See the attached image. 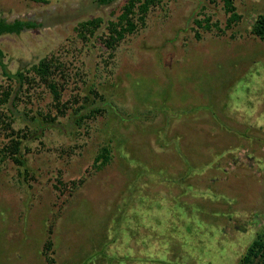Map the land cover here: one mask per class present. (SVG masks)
Listing matches in <instances>:
<instances>
[{
  "label": "rangeland",
  "instance_id": "rangeland-1",
  "mask_svg": "<svg viewBox=\"0 0 264 264\" xmlns=\"http://www.w3.org/2000/svg\"><path fill=\"white\" fill-rule=\"evenodd\" d=\"M129 1L0 0V18L43 23L0 36L9 70L54 59L56 78H66L68 107L64 114L53 108L56 123L27 143V183L12 160L0 166V264H49L43 252L49 238L54 264H82L113 203L129 195L133 168L151 171L138 196L146 217L154 216H147L150 195L154 205L160 198L165 216L172 209L165 218L161 209L164 220L156 226V233L178 228L172 241L182 245L169 247V264H238L264 225V40L253 33L264 0H234L241 19L231 27L222 0H155L145 24L110 47L104 40L109 24ZM93 18L102 23L84 39L78 25ZM207 18L217 26L196 23ZM8 83L0 67V85ZM38 83L23 110L54 106L48 87ZM89 98L107 104L76 124L74 108ZM3 119L1 145L13 128L29 125ZM104 147L111 149V162L96 170ZM156 174L183 181L165 183ZM83 177L85 183L70 190ZM186 184L192 192L184 196ZM136 214L137 206L126 224L109 226L116 234L121 226L116 250L127 252L132 238L149 237L147 226L129 233L134 221L142 226ZM145 248L159 253L152 243Z\"/></svg>",
  "mask_w": 264,
  "mask_h": 264
},
{
  "label": "trees",
  "instance_id": "trees-1",
  "mask_svg": "<svg viewBox=\"0 0 264 264\" xmlns=\"http://www.w3.org/2000/svg\"><path fill=\"white\" fill-rule=\"evenodd\" d=\"M114 1L116 0H97L99 5H108L113 3ZM222 1L224 3L226 12L230 16L227 20V26L231 27L232 24L241 19V15L237 12L234 0ZM154 4L155 0H130L128 4H126L124 11L120 15V17L116 21L110 22L108 27L109 35H107V38L104 39L105 43L110 47H114L117 43L123 40L128 33H133L136 30L138 23L145 24L146 14L148 13L150 6ZM101 23V18H93L81 21L78 25L77 30L81 32V35L84 39L92 38V36L95 34V30H97ZM196 23L205 29H211L213 26H217V24L212 25L209 22V18H207V22L205 24H203L202 20H196ZM42 26V22L37 23L35 21L21 19L8 21L6 18H0V36L7 34H21L25 30L37 29ZM253 33L260 39L264 40V12L259 14L253 27ZM5 56L6 54L4 50L0 47V67L2 69L4 77H6V79L9 81V83L6 85H0V106H5L4 109L0 108V122L3 123V118L5 117L8 118L12 123L18 119H21L24 122H28L29 125H27V129H25V126L18 129L12 127V133L8 135L10 137L9 142L4 145L0 144V166L4 162L12 160L20 170V176H22L21 179H23L24 183H27L29 181V179H27V175L29 176L28 161L26 158V149L28 147L27 143L31 139V136H42L47 126L51 127L56 123L59 115L53 114V108H55L62 114H64L66 112L65 110L68 109V107H66V103L63 101L64 90L66 88V78L63 77L64 82H59V80L56 78L54 69L57 65L52 58L44 57L38 62L31 64L30 66H26L25 68H20L12 72L9 70L7 63L5 62ZM38 82L45 84L53 97L52 106L53 104L54 106L51 108V111L47 112L41 109L38 112L34 113L31 110L28 111L25 108V110L21 108V106H23L25 102L26 106H28L27 101L32 103L33 98L35 97V91H37L35 89L37 88V86H40ZM34 84H37V86L34 87L35 89L32 88ZM250 86H252L251 83ZM103 99L99 101L96 99V101L92 102L89 98L85 103L74 108V122L76 124H80L84 122L86 118H91V115L92 117L95 116V114L97 116V114L104 109L103 104H107V102ZM227 129H230L228 124ZM237 134L241 135L242 133L238 132ZM111 155V149L109 147H104L103 149H101L99 154L96 156V170H100L106 167L111 162ZM125 163L126 165H131L128 157L125 158ZM131 171L132 175H130L131 178L129 179L128 183L130 184V189L128 191L129 195L125 194V196H123L120 201L117 200L115 203H113L112 208L108 212V215L106 216V219L104 221V224L106 223L107 225L105 226L103 224L104 227L103 229L100 228L101 230L99 229L100 232L97 233V236H91L90 238V241H92V248L95 249L87 251L85 253L87 258L83 259V262L81 261L80 263L95 264L96 262L101 264H116L121 262L130 263L131 261H133L135 264H152L144 262L143 259L145 256H148V260L156 259L155 262L160 261V264H169L170 259L174 263L172 254L168 249L171 245H182L179 242L176 243L175 241H172V237L177 233L176 229L178 228H170V230L167 228L168 230L156 233V229L158 230L156 226H158V223H160V221L158 220H164L166 216H169L168 214L171 213L172 209L168 208L170 213L166 214L165 216L164 213L166 212V207H164V204L160 203V198H158L156 193L155 195L158 198V203L156 205H154L153 203V199L155 198L154 196L150 195L151 201H149V199L147 200V216L148 212L150 215L152 214L154 216L146 217V209L144 210V206L146 205V203L143 199H141V197L139 198L138 196H142L141 193L145 190H143L144 176L146 175V173H151V171L148 170L146 171V173H144L143 169L139 170L138 168H133ZM156 175L160 176L161 181L169 183L168 180H170L172 181V183L177 184L178 186L180 182L183 181V179L179 180L173 177L172 179L170 177H168L170 179H165L162 175ZM75 182L76 181L73 182L70 190L75 191L76 189H79L81 187V184L85 183V177H83L80 182ZM189 187L190 186L186 184V190H183L184 196H186V193L189 192L188 190H191V188L189 189ZM134 189L136 191H133ZM134 206H137V219H143V223L141 224V227H137L136 225H139L140 223L134 221L136 225L133 226L134 228L128 227L132 230V232L129 231V233H132L134 236L135 230L139 229L138 232L144 231V226H147L148 229L151 227L149 231V237H131L132 241L134 242V244H132V247L129 248L127 252L118 251L113 246L120 243L119 238L121 235V226H119V229H116L117 234L114 230V226H109H111V223L112 225H115V223L116 225H120L121 221L123 222L122 225L126 224L127 222L125 220L131 218V212L135 209ZM160 211L163 213L162 216L164 218H162V216L159 217L158 213H160ZM180 214L181 212L179 213V215ZM180 223L182 222L179 221V226ZM160 242H162V244H160ZM151 243L157 247L159 253L152 254L145 252V247L150 245ZM96 244L101 247L96 248ZM53 247L54 242L51 238H49L43 250L44 254L46 255V261L49 264L55 263L54 257L51 256ZM176 254L177 253H175V257ZM259 262L261 264H264V225L256 233L255 238L248 246L245 254L238 264H258Z\"/></svg>",
  "mask_w": 264,
  "mask_h": 264
}]
</instances>
